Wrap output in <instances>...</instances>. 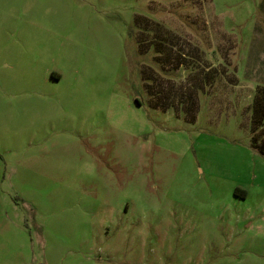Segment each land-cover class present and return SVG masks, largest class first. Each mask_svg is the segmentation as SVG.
Listing matches in <instances>:
<instances>
[{
  "label": "rangeland",
  "instance_id": "374dc122",
  "mask_svg": "<svg viewBox=\"0 0 264 264\" xmlns=\"http://www.w3.org/2000/svg\"><path fill=\"white\" fill-rule=\"evenodd\" d=\"M6 28L40 60L0 69V264H264V0H0Z\"/></svg>",
  "mask_w": 264,
  "mask_h": 264
},
{
  "label": "crops",
  "instance_id": "0c3cea01",
  "mask_svg": "<svg viewBox=\"0 0 264 264\" xmlns=\"http://www.w3.org/2000/svg\"><path fill=\"white\" fill-rule=\"evenodd\" d=\"M3 30V29H2ZM0 30V44L2 45V48L5 50L4 55L2 56L0 60V69L1 70H7V69H19L21 65L26 64L23 59L31 58L35 61V63L40 60V54L38 52H34L33 50H30L29 54L27 55H19L13 51L15 47L20 46L23 44V39L17 38V31H12V29L6 28L4 32ZM34 38L38 37L37 35L34 36ZM49 68H45V70H48ZM51 80L55 82H60L62 80V74L60 72H56L55 70H51ZM33 78V77H32ZM46 78L48 79L47 73ZM12 78L9 81H13ZM34 80V78H33ZM20 81V79H19ZM23 81V79L21 80ZM36 82V81H34Z\"/></svg>",
  "mask_w": 264,
  "mask_h": 264
},
{
  "label": "trees",
  "instance_id": "16d2710c",
  "mask_svg": "<svg viewBox=\"0 0 264 264\" xmlns=\"http://www.w3.org/2000/svg\"><path fill=\"white\" fill-rule=\"evenodd\" d=\"M139 21V15L135 16V22ZM160 103H154L153 106H159ZM253 131L251 142L253 146L264 155V86L257 88L252 105V122ZM241 190V191H240ZM241 193H240V192ZM235 195L244 197L245 190L237 188Z\"/></svg>",
  "mask_w": 264,
  "mask_h": 264
}]
</instances>
